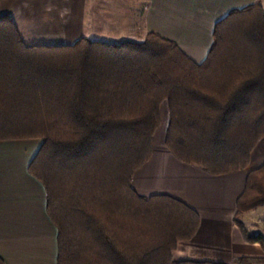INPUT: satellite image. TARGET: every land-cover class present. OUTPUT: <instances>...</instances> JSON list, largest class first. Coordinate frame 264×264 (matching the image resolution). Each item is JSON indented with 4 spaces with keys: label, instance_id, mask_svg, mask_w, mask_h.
<instances>
[{
    "label": "trees",
    "instance_id": "obj_1",
    "mask_svg": "<svg viewBox=\"0 0 264 264\" xmlns=\"http://www.w3.org/2000/svg\"><path fill=\"white\" fill-rule=\"evenodd\" d=\"M211 40L200 63L155 32L140 42L28 46L0 16V142H39L28 172L44 188L56 264H215L173 258L199 227L194 209L132 188L164 103L166 148L212 176L245 170L264 140L262 0L231 10ZM263 206L264 163L247 174L234 214L263 255L238 264H264V240L243 222Z\"/></svg>",
    "mask_w": 264,
    "mask_h": 264
},
{
    "label": "crops",
    "instance_id": "obj_2",
    "mask_svg": "<svg viewBox=\"0 0 264 264\" xmlns=\"http://www.w3.org/2000/svg\"><path fill=\"white\" fill-rule=\"evenodd\" d=\"M255 1L0 0V16L12 19L28 46L38 44L27 35L26 27H40L50 33L46 40L51 45H71L81 38L138 41L147 32H155L182 48L204 51L218 21ZM136 29L142 33L140 39ZM38 146V141L0 142V258L4 264H56L57 236L46 213L44 188L28 172ZM263 163L264 140L252 151L245 170L224 176L184 164L162 147L136 171L132 188L141 196H171L199 215L195 235L178 244L175 261L238 264L240 257L263 255L260 244L247 242L234 222L246 176ZM248 220L249 215H244L245 225Z\"/></svg>",
    "mask_w": 264,
    "mask_h": 264
},
{
    "label": "rangeland",
    "instance_id": "obj_3",
    "mask_svg": "<svg viewBox=\"0 0 264 264\" xmlns=\"http://www.w3.org/2000/svg\"><path fill=\"white\" fill-rule=\"evenodd\" d=\"M263 6H264V1H263ZM106 29L107 28H105V31H106ZM26 31L28 32L27 35L32 36L34 38L33 42H35L38 45L43 44V45L49 46V45L53 44L52 42H50V40H46V38L49 37L50 33L46 32L43 28L39 27V28L29 29V27H26ZM135 31L136 32L138 31V33H136L135 35L137 37H139L137 39H140L141 38L140 36L142 34L141 31L138 29H136ZM100 37L106 38L103 35ZM143 38L138 40V41L139 42L142 41ZM131 41H133V40H131ZM211 42H212V40L210 41V43ZM209 45H211V44H209ZM180 49L191 60H193L196 63H200L205 58L206 53L208 51L207 49H209V48L207 47L206 49H204V51H202V49H198V48L192 49L191 47H184V48L180 47ZM167 125H168V113H167L166 104L164 103L161 106V124H160L158 130L156 131L154 138H153V141H152V152L153 153L160 151L162 149V147L167 149L165 144H164L165 132H166ZM30 141H36V140H30ZM19 142L22 143V142H29V141H19ZM152 154H151V156H152ZM246 215H249V217L251 218V220H248V223L246 224L249 234L250 235L259 234L262 236V238L264 240V206L259 207V208L251 211L249 214H246Z\"/></svg>",
    "mask_w": 264,
    "mask_h": 264
}]
</instances>
